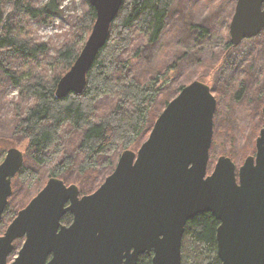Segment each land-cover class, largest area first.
I'll use <instances>...</instances> for the list:
<instances>
[{
    "label": "water",
    "instance_id": "obj_1",
    "mask_svg": "<svg viewBox=\"0 0 264 264\" xmlns=\"http://www.w3.org/2000/svg\"><path fill=\"white\" fill-rule=\"evenodd\" d=\"M123 0H89L95 22L54 95L81 94ZM264 0H237L230 22L234 45L264 27ZM216 100L198 80L183 86L136 150L121 152L113 171L90 194L50 177L0 235V264H181L186 222L209 212L219 222L221 264H264V105L255 154L236 168L221 155L207 172ZM23 152L9 147L0 162V219ZM69 212L72 222L60 223ZM23 239L13 260L14 242ZM51 256L50 258H48Z\"/></svg>",
    "mask_w": 264,
    "mask_h": 264
},
{
    "label": "trees",
    "instance_id": "obj_2",
    "mask_svg": "<svg viewBox=\"0 0 264 264\" xmlns=\"http://www.w3.org/2000/svg\"><path fill=\"white\" fill-rule=\"evenodd\" d=\"M172 3L173 0H123L106 42L86 74L82 93L56 98L58 80L74 63L95 22L94 8L85 0L83 14L71 26V38L52 56L47 43L34 40L30 23H46L61 15L59 0H0V75L18 87L21 99L31 100L23 109L17 104L13 113V132L27 140V147L23 164L12 180V194L0 219V234L32 197L27 195L28 184L33 185L37 178L34 166L52 162L51 176L62 178L65 183L74 182L86 192L90 189L81 183L82 177L99 165L104 167L106 176L114 168L119 151L134 148L138 139L150 131L181 86L164 96L163 88L168 82L165 73H157L142 83L137 77L129 76L130 63L123 53L136 33L145 36L148 45L158 40ZM217 71L221 73L220 69ZM103 98L116 102L99 115L97 109ZM65 133L79 138L67 151L63 150ZM215 138L220 143V128ZM219 154L213 152L211 144L208 173ZM100 159L103 161L99 164ZM73 172L75 178L71 179ZM62 220L69 222L71 215L66 213ZM218 225L209 212L186 222L181 264H221L216 244ZM137 264H151V256L141 255Z\"/></svg>",
    "mask_w": 264,
    "mask_h": 264
},
{
    "label": "rangeland",
    "instance_id": "obj_3",
    "mask_svg": "<svg viewBox=\"0 0 264 264\" xmlns=\"http://www.w3.org/2000/svg\"><path fill=\"white\" fill-rule=\"evenodd\" d=\"M211 1L210 8V0H173L164 29L158 40L152 45H148L145 36L136 33L130 46L123 53V58L130 63L129 76L137 77L142 83L157 73H165L164 79L168 82L163 88L164 96L176 90L177 87L187 85L194 80L207 81L216 100L211 143L213 152L215 154L225 153L226 155L219 154V156L224 155L232 158L237 162L236 164L231 159L238 168L247 156L255 154V140L263 126L261 108L264 105V33L258 38L246 41L236 47L232 54H238V62L233 67L234 60L230 58L227 63L223 64V68L220 69L221 73L218 74L219 71L215 67L220 64L224 54L223 41L229 37L228 22L234 0ZM59 2L61 15L53 16L46 23L39 24L36 21L30 23L34 40L47 43L50 47L49 54L52 56L59 46L71 38V26L86 8L85 0H59ZM203 28L207 29L206 33H202ZM247 50H255L257 56L255 58L251 53L250 60L247 59L242 65L245 59L242 56ZM177 94L178 92L174 97ZM21 98L18 87L7 83L0 75V162L7 148L16 147L25 152L27 147V140L14 134L12 129L13 113L17 104L20 109H23L31 102V100ZM115 102L116 100L111 98L101 99L97 113L105 114ZM245 110H249L254 115L255 120L253 119L252 125L243 123L247 119ZM218 128H220L222 136L221 140L219 139L220 143L215 138ZM149 132L138 139L134 148L127 149L136 151L148 137ZM65 135V138H62L63 150L67 151L66 148L70 149L79 138H71V135L66 133ZM122 151L120 150L118 155ZM102 161L100 159L99 164ZM25 162L28 163L26 159ZM101 166L99 165L95 171H90L87 176L81 179V183L86 188L88 187L89 191H82L74 182L66 183L75 184L79 188L80 194H90L114 169L112 168V171L105 176L104 167ZM34 167L37 178L33 185L28 184L27 198L34 197L48 178L52 177V162ZM70 178H75L74 172ZM71 179L68 180L72 181ZM98 181L100 182L95 188ZM16 241L18 242L15 246ZM16 241L8 261L13 260L17 255L23 239Z\"/></svg>",
    "mask_w": 264,
    "mask_h": 264
},
{
    "label": "flooded vegetation",
    "instance_id": "obj_4",
    "mask_svg": "<svg viewBox=\"0 0 264 264\" xmlns=\"http://www.w3.org/2000/svg\"><path fill=\"white\" fill-rule=\"evenodd\" d=\"M214 1V0H213ZM236 2H237V0H234V2H233V4H232V7H231V9H232V13H231V16H230V19H229V22H228V39L227 40H224L223 41V45H224V54L222 55V60H221V62H220V64L217 66V67H215V69H217V70H219V69H222L223 68V64H225V63H227V61L231 58L232 60H234L233 61V67H234V65L238 62V54L236 55H233L232 54V52L235 50V48L236 47H238L239 45H241L242 43H244V42H246V41H252V40H254V39H256V38H258L259 36H261L263 33H264V27L262 28V30L257 34V35H255V36H253V37H250V38H243L237 45H234L233 43H232V41H231V36H230V22H231V19H232V16H233V14H234V11H235V6H236ZM211 3H212V1L210 0V2H209V7L211 6ZM262 7H264V4H263V6ZM211 8V7H210ZM207 32V29L206 28H203L202 29V33H206ZM251 53H253L254 54V57L256 58V51L255 50H247L244 54H243V58H245L244 60H243V62H242V65L243 64H245V62L247 61V59L248 60H250L249 58H251L252 57V54ZM213 68V67H212ZM210 70V69H209ZM198 81H201V82H203V83H205V84H207L209 87H210V90H211V92H212V89H211V86L209 85V83L208 82H206V81H202V80H198ZM189 84V83H188ZM185 86V85H184ZM183 87V86H182ZM181 87V88H182ZM181 90V89H180ZM179 90V91H180ZM213 94V93H212ZM263 107V106H262ZM244 112H246V115H245V117H247V119L245 120V121H243V123H246L245 125H252V122H253V119L255 120V118H254V116H253V114L249 111V110H245ZM261 112H262V108H261ZM262 116H263V114H262ZM260 131V130H259ZM259 134V133H258ZM253 156V155H252ZM83 194H80V191H79V196H82ZM66 213H69V212H66ZM65 213V214H66ZM64 214V215H65ZM70 214V213H69ZM63 215V216H64ZM71 215V214H70ZM63 216L61 217V219H60V223L62 224V225H64V226H68L71 222H72V215H71V220L69 221V222H63V220H62V218H63ZM51 256H49L48 258H50Z\"/></svg>",
    "mask_w": 264,
    "mask_h": 264
}]
</instances>
